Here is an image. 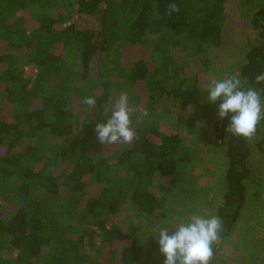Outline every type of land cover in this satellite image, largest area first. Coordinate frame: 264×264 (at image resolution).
<instances>
[{
    "label": "trees",
    "instance_id": "obj_1",
    "mask_svg": "<svg viewBox=\"0 0 264 264\" xmlns=\"http://www.w3.org/2000/svg\"><path fill=\"white\" fill-rule=\"evenodd\" d=\"M234 1L0 0V264H36L38 256L48 264L139 258L140 239L123 229L119 213L128 202L144 217L165 215L163 196L148 186L158 179L168 196L189 157L170 125L149 115L194 89L196 76L189 83L187 75L203 70L201 60L210 63L197 59L204 44L223 46ZM171 3L180 10L169 16ZM252 24L259 43L247 48L241 78L260 88L254 77L264 72V1ZM177 51L186 57L176 69ZM68 52L80 61L76 72ZM121 94L136 108V136L102 145L95 125L108 119L109 99ZM87 96L96 106L82 102ZM228 123L225 117L218 128L228 164L218 209L222 238L211 264L239 223L251 175L249 139L228 133ZM43 131L67 140L48 164L46 149L31 142Z\"/></svg>",
    "mask_w": 264,
    "mask_h": 264
},
{
    "label": "rangeland",
    "instance_id": "obj_2",
    "mask_svg": "<svg viewBox=\"0 0 264 264\" xmlns=\"http://www.w3.org/2000/svg\"><path fill=\"white\" fill-rule=\"evenodd\" d=\"M263 1L235 0L230 4L222 33L223 46L214 43L204 44L203 52L197 54V59L200 61L201 58L208 57L210 63L206 67L201 60L203 70L198 68L200 69L198 75L194 72L187 75L189 83L192 82L193 76H196V79H193L194 89L190 90L187 98L164 101L159 105L160 116L157 115L159 113L149 115L154 122L164 119L165 123L170 125L171 132L181 140V149L185 150L189 157L186 156L180 164L179 180L168 196H164L165 191L159 186L158 179L148 186V190L153 191L158 197L163 196L165 215L144 217L128 202L119 213L123 229L134 232L135 237L140 239L142 250L139 258L132 264H163L164 256L159 252L157 237L153 235L165 217L177 212L218 216L226 188L224 177L228 164L227 146L218 130L221 126V118L217 116L219 101L209 103L202 88L211 79L228 78L232 75L241 77V67L246 61L247 48L259 43L252 24V15ZM172 56L174 62L172 65L177 69L186 54L177 51ZM68 57L70 67L76 72V67L80 66L78 57L71 52H68ZM57 89H61L60 86ZM67 91L76 92L74 87ZM131 117L132 124H135L138 119L133 115ZM31 142L46 149L48 164L58 155L56 147L67 140L43 131V134L31 139ZM249 144L251 175L246 179L248 190L246 202L241 210L238 225L223 243L213 264H264V126L249 139ZM18 150L15 149V152ZM116 150L117 146L113 150L107 149V153ZM6 250L4 248L2 252L7 254ZM47 259L45 256H38L34 261L36 264H48Z\"/></svg>",
    "mask_w": 264,
    "mask_h": 264
},
{
    "label": "clouds",
    "instance_id": "obj_3",
    "mask_svg": "<svg viewBox=\"0 0 264 264\" xmlns=\"http://www.w3.org/2000/svg\"><path fill=\"white\" fill-rule=\"evenodd\" d=\"M179 5H168L167 15L178 13ZM255 83L264 85V72L256 74ZM247 81L237 75L211 79L204 87L206 100L218 103L217 116L228 117L226 131L235 137L251 139L264 121V87H246ZM89 108L96 106V98L87 96L82 101ZM111 115L95 125L96 138L102 145L118 142L131 143L136 136L131 115L136 108L129 96L121 94L109 99ZM108 108H105V113ZM222 221L217 215L177 212L165 217L153 236L157 237L163 264H211L214 246L221 242Z\"/></svg>",
    "mask_w": 264,
    "mask_h": 264
}]
</instances>
